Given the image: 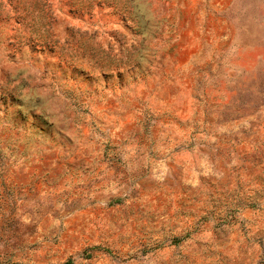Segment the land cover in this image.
<instances>
[{"label":"rangeland","instance_id":"obj_1","mask_svg":"<svg viewBox=\"0 0 264 264\" xmlns=\"http://www.w3.org/2000/svg\"><path fill=\"white\" fill-rule=\"evenodd\" d=\"M0 264H264V0H0Z\"/></svg>","mask_w":264,"mask_h":264}]
</instances>
